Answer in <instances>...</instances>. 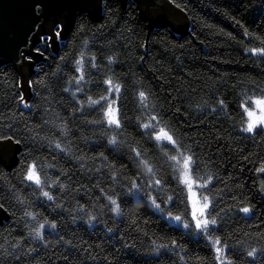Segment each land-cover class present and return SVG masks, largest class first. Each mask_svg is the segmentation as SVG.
<instances>
[{
	"label": "trees",
	"instance_id": "1",
	"mask_svg": "<svg viewBox=\"0 0 264 264\" xmlns=\"http://www.w3.org/2000/svg\"><path fill=\"white\" fill-rule=\"evenodd\" d=\"M169 1L186 16L187 33L149 28L132 0H100L98 20L78 14L60 48L53 51L45 42L37 47L44 55L35 52L38 60L28 79V97L23 96L15 68L0 66V133L22 141L16 164L9 169L0 167V204L7 217L0 222V264H197L196 257L213 264V253L205 240L194 236L189 242L182 229L170 231L175 223L166 217L162 220L151 209L145 211L143 203L126 195L125 177L138 171L128 145L138 142L148 147L146 137L138 134L143 130L136 128V117L146 119L149 114L139 105L137 93L141 90L154 93L150 100L157 110L207 164L201 167V173L211 172L219 178L214 181L213 191L217 193V208L223 211L216 235L227 239L233 249L229 256L243 255L235 251L241 248L240 242L244 249L264 248V193L260 192L264 173L258 171L264 167V134L245 133L239 124V101L245 93L259 96L264 89V61L244 50L246 46H259V41L244 34L245 29L254 36H264V0ZM80 28L83 31H78ZM84 40L89 41L84 49L85 60L94 55L99 66L94 69L85 64L86 79L90 77L93 83L84 85V91L95 98L105 87V77H113L123 85L119 104L131 123L118 130V139L124 144L115 151L102 133L113 136L117 132L107 125L102 128L88 123L99 119V113L88 108L83 93H75L76 99L84 103L81 111L72 96L75 86L68 84L75 75L72 54L84 47ZM61 56H67V61L61 62ZM108 57L115 62L109 64ZM57 65L62 68L59 79L52 75ZM65 87L68 92L63 91ZM20 96L29 108L23 106ZM222 98L228 108L213 112L215 101ZM204 101L209 107L200 111L197 105L202 106ZM63 126L68 129L67 135L61 134ZM48 139L69 147L70 153L49 147ZM148 151L159 174L167 177L170 169L163 156L154 146ZM100 153L107 159H101ZM34 159L50 180L58 178L66 186L45 189L56 197L53 201L22 179V169ZM137 179L144 183L143 177ZM171 187H175L174 182ZM100 188L113 198L127 201L121 204L122 216L109 210ZM240 200L253 206L254 214L240 212ZM26 211L38 214L41 223L45 217L54 220L57 229L46 227L45 240H36L29 234L36 221L25 216ZM89 214L98 216L99 222L89 223ZM133 220L148 231L147 237L134 229ZM108 228L115 231L109 233ZM149 237H164L163 242L177 240L187 255L183 261L175 252L154 255ZM122 244L136 247L125 248ZM31 249L36 251L29 254ZM244 259L252 264V258L245 255ZM254 264H264V256L258 254Z\"/></svg>",
	"mask_w": 264,
	"mask_h": 264
},
{
	"label": "snow or ice",
	"instance_id": "2",
	"mask_svg": "<svg viewBox=\"0 0 264 264\" xmlns=\"http://www.w3.org/2000/svg\"><path fill=\"white\" fill-rule=\"evenodd\" d=\"M43 6L42 0H32L31 11L34 14L39 13ZM176 6L181 7L179 4ZM53 28L55 29L53 35L39 36V39L44 41L46 45L53 39L62 36L60 25L54 24ZM78 31H83V29L80 28ZM244 34L249 36L252 40L259 41V46H246L244 50L264 61V36H254L249 33L247 29L244 30ZM88 44L89 41L84 40V47L81 48L78 53L74 52L72 54L75 75H72L68 79V84L75 86V91L72 93V96L73 99L76 100L81 111L84 109V103L76 99L75 93H83L86 97L85 102L88 108L99 113V119L87 121L88 123L99 125L102 128L107 125L113 131L117 132V135L113 136H108L107 132L102 133V138H107L108 145L115 151L124 144L123 140L118 139L119 131L124 130L127 124L131 123V119L121 110L119 104L121 99L119 94L122 93L123 85L117 83L113 77H105L102 81L105 87H103V91L95 98L84 91V85L93 83L90 77L86 79V75L88 74L85 71V64H90L94 69L99 67L94 55L87 61L85 60L84 49L87 48ZM35 52L41 56L44 55L39 48H35ZM27 58L29 61L33 59L31 55H28ZM60 60L61 62L67 61V56H61ZM114 62L112 57H108L109 64ZM61 71V66L57 65L56 71L52 73L53 77L59 79V73ZM40 83H43V81ZM96 86L100 87L101 85L97 84ZM63 91L68 92L69 89L65 87ZM137 95L141 109L149 113L146 119L136 117V128L138 130H143L139 131L138 134L141 137H146L145 144L148 145V147L140 145L138 142H133V144L128 145L129 152L132 153L130 158L133 163L136 164L138 171L132 177H125L128 181L126 195L134 198L139 203H143L145 211L151 209L153 210L152 214L158 213L162 220L166 217L168 221L174 222L175 227L171 228L170 231L174 232L182 229V235L188 238L189 242H191V238L194 236L205 240L213 253V264H238L239 261H243V264H250L248 260L244 259L245 255L246 257L252 258V264H254L255 257L258 254L264 256V248L244 249L242 242H240L241 248L235 251L237 253L243 252V255L237 254L229 256V252L233 251V249L229 246L227 239L222 238L220 235H216L220 230L219 223L222 219L220 211H223L218 210L216 201L217 193L213 191L214 181L219 178L211 172L201 173V167H207V164L197 155L191 145L184 143L174 124L164 119V113L157 110V105L150 100V97H152L154 93L141 90ZM19 99L25 108L30 107V105L25 102L23 96H20ZM215 105L216 107H212L211 109L213 112L217 111V109L225 111L228 108L226 99L223 98L215 101ZM207 107H209L207 101H204L202 106L197 105L200 111H203V109ZM239 107L241 109L239 120L241 130L245 133H254L256 135L264 134V89H261V94L259 96L255 94L249 96L245 93L244 98L239 101ZM177 111H179V109H177ZM9 127H11V125H9ZM60 131L62 135L68 134L66 126H63ZM13 140V136L0 133V141ZM14 142L16 145L22 143L20 139H15ZM47 142L49 147H54L59 152L70 153L69 147L62 146L61 142L55 139H48ZM134 144L136 146H133ZM153 146L157 153L163 156L164 162L170 169V174L167 177L159 174L157 163L149 156V147ZM99 157L104 160L107 159L104 157L103 153H100ZM48 167H53V165H48ZM109 167L112 168L113 166L109 165ZM258 171L264 173V167L258 169ZM22 173V179L31 182L40 192L41 196L47 198L49 201L55 200L56 197L51 194L50 191L45 190L46 188H50L52 185H56L61 189L66 187L58 178L50 180L47 174L44 173L43 166L38 164L35 159L28 163L26 169H22ZM61 174L67 175L63 173V170H61ZM138 177L144 178L143 184L138 182ZM173 182L175 183L174 188L171 187ZM112 192L115 194L114 189ZM260 192L264 193V183L260 185ZM100 193L103 199L108 201V205L106 206L109 207V210L114 212L118 217L122 216L121 204L127 201L113 198V195L105 192L103 188H100ZM56 206L63 207L61 204H57ZM3 207L4 205L0 204V208ZM237 207L240 212L246 215L254 214L253 206L244 204L243 200L237 202ZM81 211H83V208H81ZM24 215L36 221L35 227L30 229L29 234L34 235V238L41 242L45 240L44 230L46 227H50L53 230H56L58 227L54 220L50 221L46 217L43 218V222L41 223L37 220L38 214L26 211ZM88 220L89 223L99 222L98 216L92 214H89ZM132 225L136 231L143 232L144 236L147 237L149 235L148 231H145L144 227H141L139 221L133 220ZM144 225L146 227V221ZM107 231L113 233L115 229L108 228ZM155 235L156 234L153 233V236ZM62 239L61 237V240ZM149 239H151V243L154 245V247L150 249V252L154 255L175 252L181 261H183L187 255V250L177 240L169 239L167 242H163L164 237H157L156 239L149 237ZM157 239L162 242L157 243ZM196 242L199 243V241ZM68 244L72 246L71 241H68ZM122 246L125 248L136 247L135 244H122ZM80 250L86 251V249L83 248ZM32 251H36V249H31L29 254ZM88 258L89 257H85V259ZM17 259H19V257H17ZM64 259L67 260L68 257H64ZM104 259L107 261L108 257L106 256ZM196 261L197 264H206V259L200 257H196ZM134 264H140V262L134 261Z\"/></svg>",
	"mask_w": 264,
	"mask_h": 264
},
{
	"label": "water",
	"instance_id": "3",
	"mask_svg": "<svg viewBox=\"0 0 264 264\" xmlns=\"http://www.w3.org/2000/svg\"><path fill=\"white\" fill-rule=\"evenodd\" d=\"M126 3L128 0H119ZM149 28H170L176 34L188 29L186 16L169 0H132ZM32 0H0V66L12 65L17 71L23 96L28 97V79L38 56L35 48L44 42L40 35H53L54 24L60 25L62 36L49 45L56 51L63 45L64 36L71 30L78 14H87L92 20L100 18V0H42L41 12L31 11ZM31 55L33 61L25 59ZM18 145L0 141V167L12 168L17 161ZM7 219L0 208V222Z\"/></svg>",
	"mask_w": 264,
	"mask_h": 264
},
{
	"label": "rangeland",
	"instance_id": "4",
	"mask_svg": "<svg viewBox=\"0 0 264 264\" xmlns=\"http://www.w3.org/2000/svg\"><path fill=\"white\" fill-rule=\"evenodd\" d=\"M25 59L28 60L27 56L25 57ZM28 61H29V60H28ZM32 62H34V61L32 60ZM173 223H174V222H173Z\"/></svg>",
	"mask_w": 264,
	"mask_h": 264
}]
</instances>
